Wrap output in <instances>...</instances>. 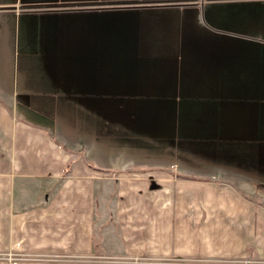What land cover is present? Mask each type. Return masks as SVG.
<instances>
[{"label": "crops", "instance_id": "obj_1", "mask_svg": "<svg viewBox=\"0 0 264 264\" xmlns=\"http://www.w3.org/2000/svg\"><path fill=\"white\" fill-rule=\"evenodd\" d=\"M2 180L0 264H264V0H0Z\"/></svg>", "mask_w": 264, "mask_h": 264}, {"label": "rangeland", "instance_id": "obj_2", "mask_svg": "<svg viewBox=\"0 0 264 264\" xmlns=\"http://www.w3.org/2000/svg\"><path fill=\"white\" fill-rule=\"evenodd\" d=\"M109 175L111 172H106ZM5 184V185H4ZM7 186L4 180L0 182V260L4 258L8 259H16L18 257H23V256H16L10 254L9 248L7 246V217H8V211H7ZM99 245V244H98ZM97 245V261H110L114 262L116 264H129L130 261L140 263V264H150V263H156L154 260H142L141 258H112L110 256H106L103 253V250L100 249V245ZM104 255V256H103ZM139 261V262H137ZM230 263V262H229Z\"/></svg>", "mask_w": 264, "mask_h": 264}]
</instances>
